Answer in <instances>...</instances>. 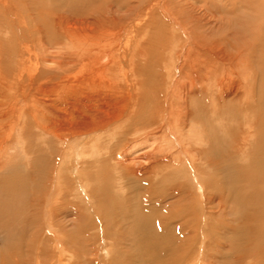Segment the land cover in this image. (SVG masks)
Instances as JSON below:
<instances>
[{
    "label": "bare ground",
    "instance_id": "6f19581e",
    "mask_svg": "<svg viewBox=\"0 0 264 264\" xmlns=\"http://www.w3.org/2000/svg\"><path fill=\"white\" fill-rule=\"evenodd\" d=\"M133 17L137 22L128 27ZM148 31L179 33L184 39L166 67L169 84L157 123H153L156 119L145 120L149 111L146 108L143 113L141 107L147 90L133 76V66L136 70L139 58L145 55L148 42L143 39ZM128 70L133 78H127ZM134 109L142 114H131ZM140 129L142 139L122 143L121 137ZM38 137L65 146L58 155L60 176L56 181L64 184H56L61 188L59 194L44 195L46 211L40 213L46 235L56 237L55 261L46 256L43 261L47 264L63 260L62 251L67 248L62 242L67 236L64 222L74 229L78 224L80 230L87 226L82 213L73 221L66 218L71 210L78 211L77 204L85 206L92 220L96 218L94 223L119 224L118 208L112 207L108 214L106 203L112 200L108 183L112 182L118 197L125 192L116 179L120 173L137 182L161 179L157 186L162 185L165 170L186 173L187 182L196 190L210 192L205 193L207 205L220 206L211 215L205 213L207 220L215 212H225L233 217L227 221L231 226L238 228L247 218L250 225H246L255 231L249 235L260 234L264 231V0H0V233L8 222L18 221L19 190L9 187L24 184L33 174L30 166L27 169L28 155L30 141ZM224 144L230 148L225 153ZM253 144H257L256 151L248 152ZM73 157L77 170L68 168ZM220 158L231 163L224 165L229 170L226 173L231 169L240 174L238 183L236 177L232 181L233 186H240L226 190L227 194L220 179L216 192L209 191L214 187L211 175L215 171L207 172V181L204 178L205 170L212 169L214 160ZM246 160L252 164L242 165ZM95 163L103 167L101 175L93 173L98 190L89 187V178L83 177L84 165ZM63 172L73 178L65 179ZM36 184L38 187L39 181ZM151 194L143 205L151 204L152 209L144 205L140 215L130 210L133 213L128 216H134L135 223L131 234L139 233L146 245L147 241L153 243L148 255L141 253L143 264H169L191 238L188 224L192 216L188 212L174 218L169 214L171 206L161 208L163 199L156 192ZM70 197L72 203L67 202ZM58 202L59 207L52 208ZM29 216L25 214V223L32 221ZM128 216L121 214L122 218ZM204 225L203 241L211 232L210 223ZM95 230L108 234L101 226ZM251 240L247 238L248 246ZM105 249L109 255L111 248ZM199 253L192 264L201 262L202 245Z\"/></svg>",
    "mask_w": 264,
    "mask_h": 264
},
{
    "label": "rangeland",
    "instance_id": "374dc122",
    "mask_svg": "<svg viewBox=\"0 0 264 264\" xmlns=\"http://www.w3.org/2000/svg\"><path fill=\"white\" fill-rule=\"evenodd\" d=\"M188 2H190V0H188ZM136 22L137 18L133 17L130 20V26L128 27H134ZM163 23L165 22L163 21ZM168 33L162 32L161 34L158 33L157 35L151 31L145 33L143 42H148H146L147 45L144 48L145 55L139 58V61L136 65V70L135 66H133V72L135 71L133 76L138 79V82L140 81L142 83V89L147 90V92H143L142 95L143 99H146V102H144L141 107L143 109V113L147 109L149 111L146 115L144 114V118L145 120L147 118L146 121H149L148 119H151L152 121L153 119H156L153 121V123H157L160 121L159 114H161V107L164 104L162 102V95H164L165 89L169 84L166 70L168 67H170L171 62L175 57V53H177L178 49L182 47L184 41V39H182L183 37L179 33ZM142 43H140V45L144 46V44ZM120 59L122 61L123 57H118V61H120ZM118 61L117 63L120 64V62ZM127 64L129 65V61H127ZM127 73V78H133V76L131 75V70H128ZM113 74L116 75V77L119 76V73H117V71L113 72ZM120 83L122 84L121 81ZM154 83H156V85ZM113 85L114 83H110V86ZM155 87L157 88L155 89ZM147 88H149V90ZM103 92L108 93L109 89H104ZM107 110H109V108H106L105 112ZM136 110L137 109H134V112L131 114H136L138 112ZM139 114L141 115L142 113ZM131 118H133V116ZM23 120L24 119L22 117L21 123H23ZM143 123V127H146L145 130H148V125L146 126L145 121ZM71 126H74V123ZM34 131L38 133L37 128L34 129ZM141 131L142 129L135 131L131 130L128 135L125 134L123 137H121L122 143H132L142 139V137H140L139 135ZM118 133H120V131ZM43 139L44 138L42 137H38L30 141L31 147L30 153L28 155L29 164L27 165V169L28 166H30L29 169H32L33 174L25 180L24 184L22 183V185L14 186V183H12L13 186L9 187V189L17 187V190H19V195L17 198L18 201H21L19 202V209L16 210L18 212L17 216H15L18 218V221L8 222V224L5 225V229L3 230V232L0 233V264H47V261H43L46 259V256L51 257V259H54L55 261V258L53 256L56 255V251H54L56 245V237L52 236L49 233L48 235H46L47 232L44 231L46 229L45 219L43 215L40 216V213L44 212L47 204V196L45 198L44 195L47 193H54V191L59 194V190H61V188L59 187L60 185L57 186L56 184H64V181H60V183L56 181L57 178L60 176L59 172L57 174V171H59L58 166H60L58 155L60 154V152H63V150H65V146L61 144L59 145L58 142L52 143L51 141L48 142V140L46 141V139H44V141ZM256 148L257 144L255 146L253 144L251 145V148H249L248 152H252V150L253 152H255ZM221 149L225 153L230 148L228 147V145L224 144ZM87 160L88 159L84 160L85 164L87 163ZM32 161H34V167H32L31 165ZM218 161H220V163ZM248 161L251 163H249ZM74 163H77V165H75ZM241 163L244 166H250L252 164V160H246ZM213 164H215L214 166H212L213 168L206 169V172L204 174V178L207 181V172L212 174L215 171L213 175H211L212 180L215 181L214 185L213 183H211V186L214 187L210 186L211 188L209 191L213 192V194L216 192V189L218 188V186L216 187V180L218 179L222 180V182L225 183V194H227L226 190H228L229 192V189L232 190L233 188H238L240 186H233L232 184V181L235 177L238 179L237 183L239 182L240 174L231 173L233 172L231 169L229 173H226L225 171H227L228 169H223L231 164L229 163L228 158H220L219 160H214ZM77 166L78 162L74 159V157L73 159L69 160L68 168L71 169L76 167L77 170ZM91 166L84 165L85 176L83 175V177L89 178V187L95 186V188L98 190L99 187L96 185L98 181L95 182V179H93V175L96 173H99L101 175V173L103 172L101 169L103 167L101 168L100 165L97 166V163H95L94 166ZM221 166H223L222 169L220 168ZM5 173L6 172H4V174ZM68 173L69 172H63L61 175H63L65 179L70 180L73 177L71 174ZM161 174L163 175L162 185L160 183V186H157L156 182L157 184H159L158 182L161 179H158L157 181L151 180L150 182H137L136 180H133V176L132 178H128L122 173H120L118 177H116V179H120L121 184L124 186L123 190L125 191L123 194L120 195V197H118L119 194L116 193L115 189L112 190V188L114 187L112 182L107 184V193L112 197V200L114 201H107L106 210L108 214H110V209L112 207H115L118 208L116 209V212H120L121 220H118L119 224L116 226L112 227L107 223L102 225L100 223V220L94 223L96 218L92 220V217H88L87 213L85 212V206L77 204L78 207L76 208L78 211L71 210L66 218L71 219V221H73L74 219H76L78 213H82L83 215H85L84 217L88 219V224L83 230H80L82 228L79 227V224L76 225V229H74L71 223L69 224V222L67 221L64 222L66 230L65 234L67 236L65 238V241L63 239L62 242L66 243L65 248L66 246L67 248L66 250L64 249V251H62L61 260H63L59 263L56 262L55 264H69L70 261H72L70 262L71 264H143L142 262L144 261V256L141 253H145L148 255L146 251L151 248V244L153 243L147 241L146 245V241L143 237L140 236L139 233H136L135 236L131 234V230L134 228L135 225L133 221L134 216L129 217L128 215L129 213H133L132 211H130L131 209L135 210V214L142 213L141 210L145 205H143V203L145 201H149V199L151 198L150 196L153 195L151 193L153 192H156V195L158 196L159 200L163 199L164 206L161 205V208L164 207L165 209V206L167 204H169V206L173 208H170L168 210H170L169 214H173L174 218L185 217L186 213L188 212H190L192 216L188 224V229L190 226V231L192 234L191 238H189V241L188 243H186V246L183 251L179 252L178 254H175L177 256L174 258V260L170 261L169 264H187L189 259L192 264L194 262V258L197 257L196 254L200 255L199 252L201 245L202 253L201 262L199 264H206L209 262L211 264H248L250 261H252L254 264H264V231L258 235H249L254 234L255 231H252L254 228L249 227L250 222L247 220V218L242 219L240 221L241 226L237 228L235 224L231 226L227 222L230 218L233 217H230L228 214H225V212H215L213 216H210V221L207 220V217L205 218V213L208 212L211 215L213 211L219 210L220 207L216 203L214 205H207V200H205V193L207 194L208 192H206L205 190H196L195 185L191 181L189 183L187 182V177L185 176L187 175L186 173H179L178 175H176L171 174L170 170H165ZM5 176L6 175L2 177ZM68 176L70 177L68 178ZM33 178L34 180H32ZM110 178L112 177L110 176ZM30 180L32 182H29ZM33 181L35 182V184L33 183ZM38 181L39 186L37 187L36 183ZM33 186L34 188H30ZM115 188L118 189V185ZM64 189L66 188L64 187ZM95 195L97 196L98 193H95ZM113 197L118 200L114 199ZM37 199L41 201L40 206L38 204ZM70 199L71 197L67 199V202L72 203V201H69ZM74 201L79 202L78 199ZM59 205L60 203L58 202V204L53 205L52 208L56 209L59 207ZM150 205L145 206H147L148 209H152ZM186 207H190V211H188V208ZM82 209L83 211H81ZM156 212H153L152 214ZM29 213L31 214L30 216L28 215ZM25 214L29 216L32 221H29V223H25ZM121 214L123 216L128 217L122 218ZM147 216L152 218V215ZM13 218L14 216L10 217V220H12ZM206 221L210 223L211 232L208 233L207 240L203 241V234H205L206 232L204 223ZM246 224L249 225L247 226ZM100 226L103 228V230L105 228L108 233L107 235H101L98 230H95ZM233 226L236 230L231 232L230 228ZM70 228H73V230L71 232H67V230H69ZM0 231H2V228H0ZM49 235L51 237H49ZM98 235L104 237L101 239L104 241H99V238L97 237ZM248 237L252 238L250 243L251 246H248L246 243ZM109 247L111 248V251L108 255L105 248ZM43 249H45L46 251H44ZM78 249L80 250L78 251ZM65 251L69 253L67 254ZM69 256H71V258H69ZM186 256H188L189 258ZM65 261H67L68 263H65ZM146 262L149 263V260H146Z\"/></svg>",
    "mask_w": 264,
    "mask_h": 264
}]
</instances>
